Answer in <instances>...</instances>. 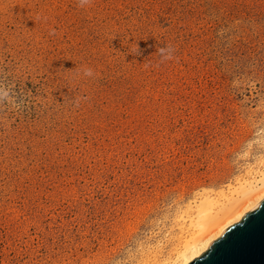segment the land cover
Instances as JSON below:
<instances>
[{
    "label": "rangeland",
    "instance_id": "374dc122",
    "mask_svg": "<svg viewBox=\"0 0 264 264\" xmlns=\"http://www.w3.org/2000/svg\"><path fill=\"white\" fill-rule=\"evenodd\" d=\"M263 173L264 0H0V264L162 262Z\"/></svg>",
    "mask_w": 264,
    "mask_h": 264
},
{
    "label": "bare ground",
    "instance_id": "6f19581e",
    "mask_svg": "<svg viewBox=\"0 0 264 264\" xmlns=\"http://www.w3.org/2000/svg\"><path fill=\"white\" fill-rule=\"evenodd\" d=\"M180 219L183 237L171 257L156 264H190L264 200V173L229 194L202 190Z\"/></svg>",
    "mask_w": 264,
    "mask_h": 264
},
{
    "label": "water",
    "instance_id": "95a60500",
    "mask_svg": "<svg viewBox=\"0 0 264 264\" xmlns=\"http://www.w3.org/2000/svg\"><path fill=\"white\" fill-rule=\"evenodd\" d=\"M190 264H264V200Z\"/></svg>",
    "mask_w": 264,
    "mask_h": 264
},
{
    "label": "clouds",
    "instance_id": "9594fccd",
    "mask_svg": "<svg viewBox=\"0 0 264 264\" xmlns=\"http://www.w3.org/2000/svg\"><path fill=\"white\" fill-rule=\"evenodd\" d=\"M90 2H91V0H79V5L81 7H84V6L88 5V4H90ZM135 51L139 54V52L137 50V47L135 48ZM167 51L169 53H171L172 50H171V48H169ZM159 52H160L161 55H164L165 49H160ZM164 58L165 59H171L172 56L169 54V55L165 56ZM84 75L85 76H92L93 72H92V70L90 68H87V69H84Z\"/></svg>",
    "mask_w": 264,
    "mask_h": 264
}]
</instances>
